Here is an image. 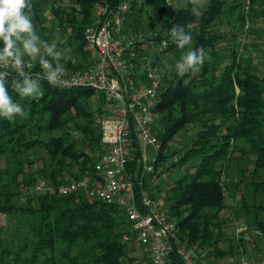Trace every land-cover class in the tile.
<instances>
[{
    "label": "trees",
    "instance_id": "trees-1",
    "mask_svg": "<svg viewBox=\"0 0 264 264\" xmlns=\"http://www.w3.org/2000/svg\"><path fill=\"white\" fill-rule=\"evenodd\" d=\"M44 1L32 0L33 20L42 29L41 38L50 41L59 30L62 46L73 50L70 58L61 61L66 71L85 68L89 63V53L84 45L82 29L93 16V3L98 1L110 7L120 0H48L50 12L57 20L56 26L49 29H43L44 14L37 11L41 7L39 3L44 4ZM127 1L131 10L122 21V30H141L146 40L154 42L164 36L167 44L154 54L156 57L178 49L171 40L169 29L181 24L192 25L187 30L193 39L186 49L203 48L209 56L222 49L218 43L224 34L208 27L221 13L224 0H208L199 18L192 15V6L189 5L174 8L166 0ZM65 2H68V9L62 4ZM260 2L264 7V0ZM144 11L149 14L144 22H140ZM261 17L264 19V12ZM162 31L165 32L163 35ZM144 46L140 41L134 44L137 61ZM235 54L231 47L230 58L219 66H215L211 58L205 60L196 74L180 77L174 73L173 77L164 80L154 106L158 111L151 126L158 141L155 167L169 172L167 175L170 176L176 165L195 158L190 170L179 172L177 177L171 175L163 187L166 192L165 209L175 219L178 238L188 246L195 243L196 258L197 252L203 249L207 255L232 253L230 247L224 249L217 244L221 236L219 211L231 205L227 199L239 203L236 211L249 215L248 223L256 225L257 233L263 229L258 211L264 213V179L247 181L243 177L264 169V98L260 86L264 78L236 64ZM75 56L80 60H75ZM25 71L35 73L41 68L36 64L26 67ZM11 82L12 77H9V91H12ZM233 85L237 86L239 93H235ZM41 86L44 95L38 100H20L14 93V100L21 103L29 115L27 118L17 116L13 121L0 119V137L12 140L18 146H31L41 141L39 144L47 151L50 163L47 176L51 183H56L65 176L76 177L92 166L103 149L99 120L106 114V106L101 96L91 97L92 89L86 86L53 88L43 81ZM85 101L90 102V107L84 105ZM39 105L44 111L42 120H39L41 110L32 111ZM76 115L84 119L75 125L77 136L73 137L63 125L65 120ZM189 124L195 125L189 140L176 146L172 142L175 133ZM42 131L46 132L43 139L39 138ZM235 137L243 138L248 147L232 144ZM133 145L137 146L135 140ZM234 151L249 154L252 162L230 177L223 170V161L228 157L230 161L234 159ZM173 153L179 154L175 161L171 160ZM137 155L136 147L134 156ZM19 172L21 169H14L11 177ZM173 181L177 184H172ZM6 182H2L5 185L0 191V213L7 212V220L11 219L10 215H20L25 228L24 232L16 227L7 229L10 222L0 221V264H31L38 258H53L48 252H53L55 258H62V264H150L144 251H141L144 256L133 253V248L128 247L131 243L122 238L124 234L130 235V225L116 205L98 200L84 191L56 195L45 190L38 194L37 207L15 211L10 209L8 199L16 192L28 196L32 190L30 187L29 192H23L15 183L14 192L8 190ZM248 187L251 190L250 204L246 202L248 193L245 190ZM257 192L262 197L255 199ZM9 193L10 197L5 198ZM63 198L70 204L59 206ZM9 231L10 235L3 240L2 233L8 234ZM239 244L240 237L237 238V247ZM235 250L239 252V248ZM168 260L170 264H182L174 251L170 252Z\"/></svg>",
    "mask_w": 264,
    "mask_h": 264
},
{
    "label": "built area",
    "instance_id": "built-area-1",
    "mask_svg": "<svg viewBox=\"0 0 264 264\" xmlns=\"http://www.w3.org/2000/svg\"><path fill=\"white\" fill-rule=\"evenodd\" d=\"M130 10L127 0L110 7L93 3V16L82 29L89 63L81 70L68 71L65 77L64 87L86 86L92 89L91 97L103 99L106 114L99 120L103 149L90 169L33 189L57 195L84 191L116 205L130 225V235L122 238L140 247L150 264H170L171 251L182 264H200L195 250L178 238L175 219L165 209L166 192L161 186L165 170L155 167L158 141L151 126L158 116L154 106L165 79L146 52L156 54L167 41L164 36L158 42L146 40L141 30L123 31L122 21ZM138 41L145 46L137 61L134 44ZM178 156L173 153L171 160ZM238 264H264V244L255 258L242 255Z\"/></svg>",
    "mask_w": 264,
    "mask_h": 264
},
{
    "label": "rangeland",
    "instance_id": "rangeland-1",
    "mask_svg": "<svg viewBox=\"0 0 264 264\" xmlns=\"http://www.w3.org/2000/svg\"><path fill=\"white\" fill-rule=\"evenodd\" d=\"M168 5L174 8L183 7L185 5L191 6L189 3V0H166ZM208 1V0H207ZM42 3H39L41 6L37 11L39 13L44 14V20H43V29H49L51 26H56L57 20L55 16L50 12L49 7V1L46 0ZM64 4L65 8L68 9V2L62 3ZM231 6V9L229 7ZM66 9V10H67ZM68 13L69 10H67ZM149 11V10H148ZM144 11L143 15L140 17V22H144L146 20V16H148L149 12ZM262 12H264V7L260 0H224V5L221 13L215 17L208 29L212 31H220L224 35L219 40V45L222 47V49L218 50L216 55H211L212 61L214 62L215 66H219L222 64L223 61L228 60L229 57V50L231 47L234 48L235 51V57L234 61L236 64H239L243 68H248L250 72H252L254 75L261 76L262 79L264 78V19L261 17ZM36 31L39 33V35L42 37L41 34V28L36 23L35 20H33ZM187 49H176V50H170L166 51L162 56L154 55L153 53L149 52L147 50L148 58L154 57V65L156 68L160 71L163 78L167 80L168 78L173 77V74L175 71H169L170 66H174L175 62L179 59L180 55L183 51H186ZM79 59L78 56H75V60ZM80 60V59H79ZM165 70V71H164ZM71 71V70H67ZM73 71V70H72ZM167 74V77L165 75ZM261 88H263L262 94L264 98V80L263 82H260ZM235 93H239V89L236 85H233ZM11 89V88H10ZM9 93L13 96V99L15 98V95L13 91H9ZM84 105L90 107V102L88 103L85 101ZM92 106V105H91ZM33 110H41L42 113L39 117V120H42L44 117L43 114V108L35 107ZM75 113V111H74ZM83 117L76 115L75 117L71 119L65 120V124L63 125L64 128L68 130L71 136L75 137L77 136L75 125L78 123L83 122ZM76 122V124L74 123ZM33 124V122H32ZM33 129L36 128V130L40 131L38 127L32 126ZM195 125L189 124L186 128L179 129L174 137L172 142L175 144H182L185 141L189 140L190 135L192 134L194 130ZM35 130V129H34ZM56 132H58V129H54ZM27 136V135H24ZM46 132L42 131L39 135V138H45ZM0 191L2 189L3 181L6 182V187L8 190H11L15 192V183H17L18 187L21 188V190L24 192H29V189L31 187L32 192L29 193V195H25L24 193L16 192L15 195H11V193L8 194L7 197H10L7 201L12 210H19L23 207H37L39 205V195L42 194L45 190L42 189H36L34 190L33 187L37 184H41V186H46L48 184H51L50 178L47 176L50 163L48 161V153L45 150L44 147H42L39 142L34 143L31 146L23 145L18 146L15 145V142L13 143L12 140L5 139V137H0ZM43 142V141H42ZM171 142V143H172ZM232 144H238L242 146L243 148H247L248 145L241 137H235ZM232 153V152H230ZM233 154L235 155L234 159L232 160H225L223 163L225 165L224 172L228 173L231 177L233 173L238 174L240 172V168H243L246 165H250L252 162V159H250L249 154H240L239 151H234ZM232 154V155H233ZM242 155V156H241ZM230 156V155H229ZM18 162L22 163L20 166H18ZM195 162V158H191L190 160H187L185 162H182L179 165H176L175 169L171 172V175L173 177H177L181 172H183L185 169L190 170L191 163ZM22 165V166H21ZM6 169L7 171L4 172L3 170ZM18 169H21V172L17 173L13 178L11 177L12 172ZM180 172V173H179ZM169 173V172H168ZM167 171H165V176L163 180L161 181V186H164L166 183L165 181L170 180V176H168ZM168 177V178H167ZM264 179V169H260L257 174L250 175L243 177V180H262ZM25 180L24 182H22ZM171 182V181H170ZM25 183V184H24ZM172 184H177L175 181L172 182ZM165 189V188H164ZM250 187H248L245 192L248 193L246 195V202L247 204L251 202V198L249 197ZM54 193V192H53ZM55 194V193H54ZM258 196L255 197V199H258L261 196L260 192H257ZM57 195V194H56ZM2 198V196H1ZM264 200V199H263ZM230 206L222 208L219 211V218L220 220V239L217 242L218 246L221 248H227L230 247L233 251L236 248H240L242 253L244 254V248L251 245L257 246L258 249L262 244H264V213L263 211L259 210V219L262 222L263 229L259 231V234L256 232V225L251 223H248L249 221V215L242 214L241 212H237L236 208L238 207L239 203L227 199ZM264 202V201H263ZM67 204H70L69 200H66L63 198L58 205L59 206H65ZM182 207H179L180 212H183L181 210ZM2 213V212H1ZM0 213L1 222H4L7 220L6 216L8 215L7 212ZM7 214V215H6ZM11 219L7 220L10 222V226H7V229H11V227H16L22 232H24V225H22V221L19 219L20 215H10ZM6 218V219H5ZM10 232L2 233V239L5 240V236L8 237L10 235ZM258 234V235H255ZM241 238V244H239V247H237V238ZM253 239V240H252ZM255 239V240H254ZM2 240V241H3ZM195 244V243H194ZM194 244L191 245L192 248L194 247ZM56 246V244H55ZM130 248H133V253H137L140 256H144L141 251H143L139 247H135L132 244H129ZM256 247V248H257ZM250 249V248H249ZM258 249H256L258 251ZM231 251V252H233ZM239 253V252H238ZM48 255L53 256V258H38V261L32 262L31 264H62V258H55L53 252H48ZM227 260V258H224ZM233 263L237 261L238 258H230ZM149 263V262H148ZM15 264H20L15 263Z\"/></svg>",
    "mask_w": 264,
    "mask_h": 264
},
{
    "label": "clouds",
    "instance_id": "clouds-1",
    "mask_svg": "<svg viewBox=\"0 0 264 264\" xmlns=\"http://www.w3.org/2000/svg\"><path fill=\"white\" fill-rule=\"evenodd\" d=\"M189 3L192 15L199 18L207 0H189ZM33 9L32 0H0V119L13 121L17 116L27 118L29 115L9 93V77H12L11 89L20 100L42 98V81L53 88H62L67 84L65 77L68 74L61 61L70 58L73 50L62 46L59 30L50 41L41 38L33 22ZM191 28V24H181L169 29L171 40L179 49H185L191 44L193 37L187 30ZM206 59L210 60L211 57L205 49L187 47L168 70L175 71L180 77L189 73L196 74ZM36 64L41 71H25L26 67H34Z\"/></svg>",
    "mask_w": 264,
    "mask_h": 264
},
{
    "label": "crops",
    "instance_id": "crops-1",
    "mask_svg": "<svg viewBox=\"0 0 264 264\" xmlns=\"http://www.w3.org/2000/svg\"><path fill=\"white\" fill-rule=\"evenodd\" d=\"M257 246H252L250 245L249 248L244 250V254L242 253V251L240 250L239 248V253L236 252V250H234L232 253H226L224 255H207L205 253V250H201L199 252H197V261L200 263V264H238L239 262V258L242 256V255H246L247 257H250V258H255L256 257V252L258 249V247L256 248ZM226 249V248H225ZM224 258H227V260H225ZM230 258H238L236 259L237 261H235V263L232 262V260Z\"/></svg>",
    "mask_w": 264,
    "mask_h": 264
}]
</instances>
